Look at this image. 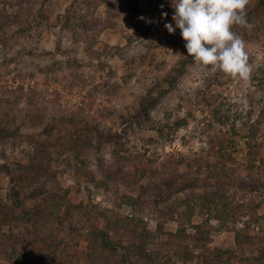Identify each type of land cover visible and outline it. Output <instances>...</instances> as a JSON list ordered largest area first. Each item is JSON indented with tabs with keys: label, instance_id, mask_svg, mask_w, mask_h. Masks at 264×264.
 <instances>
[{
	"label": "rangeland",
	"instance_id": "obj_1",
	"mask_svg": "<svg viewBox=\"0 0 264 264\" xmlns=\"http://www.w3.org/2000/svg\"><path fill=\"white\" fill-rule=\"evenodd\" d=\"M174 12L172 0H0V211L19 220L1 216L0 264H264V1L247 5L250 30L234 28L247 82L201 72L165 28ZM68 60L63 83L43 72ZM38 143L57 162L25 184ZM161 230L141 252L140 232Z\"/></svg>",
	"mask_w": 264,
	"mask_h": 264
},
{
	"label": "clouds",
	"instance_id": "obj_2",
	"mask_svg": "<svg viewBox=\"0 0 264 264\" xmlns=\"http://www.w3.org/2000/svg\"><path fill=\"white\" fill-rule=\"evenodd\" d=\"M250 0H172L175 12L172 34L180 30L188 56L203 73L222 72L239 81H250L254 66L236 26L251 29L246 8ZM167 15L166 13L164 14Z\"/></svg>",
	"mask_w": 264,
	"mask_h": 264
},
{
	"label": "trees",
	"instance_id": "obj_3",
	"mask_svg": "<svg viewBox=\"0 0 264 264\" xmlns=\"http://www.w3.org/2000/svg\"><path fill=\"white\" fill-rule=\"evenodd\" d=\"M264 1V0H263ZM75 66V62L74 60H68L66 62H58V61H54L53 63L50 64V66H47L46 69H44V73L46 74V76L48 77L49 75L52 74V76H55L56 79H52L54 80L55 82H57V79L60 80L59 78H61V81L63 83V80H65L67 77L66 75H64L63 73L67 71V74L68 76H70L71 74V70H73ZM58 76V78H57ZM175 124V126H182L181 123H173V125ZM8 129L6 127H4L3 125L0 124V136L1 138H3L4 136H6V134L8 133ZM44 148V149H43ZM70 149L66 150L65 151H62L60 154L62 153H70L71 151H75L76 149L73 148V147H69ZM45 151H43V150ZM55 154H57V152H54ZM123 153L125 154V156L123 157L122 160H132L134 157V155L132 154L131 150L130 149H125V150H120V149H115L113 155L115 157V159L117 161H119V159L122 157L120 154ZM34 155H36V158L37 160L39 161L38 164H33V166H24V170H25V174L23 175L24 178L21 177L20 181L21 182H24L26 184V182H28L29 180V177H28V174L33 172V171H37V175H36V179L37 180H40L41 178H51V174H50V169H48L50 167L51 164H55L57 162L56 159H54V155H52V152L48 151V148L47 147H44L43 146V143H38V147L36 148L35 152L33 153ZM129 154V155H128ZM68 157L64 158V160H61L60 162H62V164L64 166H67L69 169L71 168V170H74L75 172L79 173V172H82L84 171L88 164L87 162L85 163L84 161H82L80 158L78 159V162L77 160L75 161H71V160H67ZM35 159H33L34 163H36ZM59 162V163H60ZM120 162V161H119ZM82 166H85L84 168ZM24 173V171H23ZM161 193V191H160ZM157 195L159 196V193H157ZM61 200H64L63 197H60ZM162 202V201H161ZM161 204V203H160ZM208 204V201H206L204 203V206H206ZM17 206H20L22 207L21 204H17ZM3 207V204H0V208ZM67 207V206H66ZM67 209H70L69 207H67ZM41 210L38 209L37 210V213H40ZM7 213V212H6ZM8 216V219L10 220V223H12L14 220V222L17 223V221H19L18 219H15V214L13 211H11V213H7V214H3L1 213L0 211V221L1 223L3 222V217L1 216ZM14 218V220H13ZM128 219V218H126ZM125 219L119 221L118 223V228H122L124 229L125 231H127V234L129 232H131V228L135 229L136 226V221L134 219H128L126 222H124ZM20 223V222H19ZM1 226V224H0ZM96 226V225H94ZM97 228V227H96ZM161 231H157V233H151L149 231H141L140 234H139V238H140V250L141 252H144V251H147V241H148V238H156V241L159 240V236H162V234L164 233H161ZM185 234V233H184ZM184 234H179V233H175V234H170L169 235V239H170V242L169 244H174L176 248H178L179 250V244H182L184 245V242H185V235ZM156 236V237H154ZM19 237V236H18ZM103 241L105 243H107V240L106 238L103 239ZM146 244V245H145ZM146 253V252H145ZM144 256H147V254H143ZM29 258V257H28ZM29 260V259H27ZM27 262V261H26Z\"/></svg>",
	"mask_w": 264,
	"mask_h": 264
}]
</instances>
